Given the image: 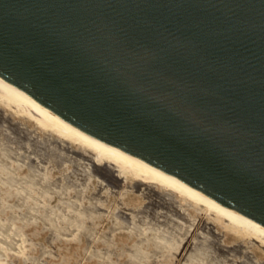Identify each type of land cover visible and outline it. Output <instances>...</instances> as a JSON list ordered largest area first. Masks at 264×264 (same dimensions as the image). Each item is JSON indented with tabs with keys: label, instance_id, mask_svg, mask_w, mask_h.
<instances>
[{
	"label": "water",
	"instance_id": "obj_1",
	"mask_svg": "<svg viewBox=\"0 0 264 264\" xmlns=\"http://www.w3.org/2000/svg\"><path fill=\"white\" fill-rule=\"evenodd\" d=\"M0 82L264 228V0H0Z\"/></svg>",
	"mask_w": 264,
	"mask_h": 264
},
{
	"label": "bare ground",
	"instance_id": "obj_2",
	"mask_svg": "<svg viewBox=\"0 0 264 264\" xmlns=\"http://www.w3.org/2000/svg\"><path fill=\"white\" fill-rule=\"evenodd\" d=\"M88 186L92 190L85 194ZM101 191L117 198L103 206ZM127 194L143 199L144 208L123 212L118 199ZM102 215L110 223L98 233L94 219ZM199 218L201 226L191 234ZM29 225L32 236L45 227L55 238L77 240L83 233V249L105 261L113 244L110 235L124 229L133 238L127 249L133 264L161 252L174 254L190 234L183 264H264L255 253L264 254L263 227L219 208L186 182L94 144L0 82V264H9L8 253H23ZM97 238L104 248L92 247L90 241ZM26 255L24 259L37 262Z\"/></svg>",
	"mask_w": 264,
	"mask_h": 264
},
{
	"label": "rangeland",
	"instance_id": "obj_3",
	"mask_svg": "<svg viewBox=\"0 0 264 264\" xmlns=\"http://www.w3.org/2000/svg\"><path fill=\"white\" fill-rule=\"evenodd\" d=\"M54 174H56L55 171L53 172V175ZM91 190H92V187L88 186V188L85 191V194H89ZM100 195L103 200L102 201L103 206H108L109 204L114 202L115 198H117V196H115L114 193H109V191L107 193L101 191ZM118 200L121 201L118 205L119 208L126 214L128 213V215H130L132 210L136 209L140 205H141V208H144V204H145V201L143 199H141L140 197H137L134 194H127ZM85 201L86 200L84 199V202ZM158 211L160 213L162 212V209H159ZM157 219L161 220L164 218L163 216H158ZM201 219L202 218H199L198 222L195 224L197 226L194 227L191 234H193L194 231H196V229L199 226H201V223H200ZM86 221H87V224L88 223L90 224V220H86ZM94 221H95L94 228L96 232L99 230L98 233H102L103 231H105L110 223L107 220L105 215L97 217L96 219H94ZM35 227L40 229L38 224ZM32 229H33V225H29L24 228V230L27 232V237H29L30 240L25 241L24 243L25 248L22 254L8 253L7 262L9 264H41V262H44L46 264H56V263L57 264H97V263L98 264H104V263L105 264H125V263L133 264L129 261L127 257V249H130L133 238L128 236L127 231L124 229L116 230L113 232V234L110 235L111 236L110 240L112 241L111 243H113L111 244L113 249L111 248V252L109 254L111 257L109 256V259L107 261L97 256L95 257V255L93 254L89 255V252L83 249V247L87 245V239L83 233L79 234L80 236L77 240L73 237H70L71 239L68 238L69 239L68 240L64 237L55 238L50 233L49 229L48 228L46 229V227L42 231L40 230L38 234L32 236L30 235ZM191 234L188 236V238H186V240L182 243V245L178 248V250L174 254H171V255L164 254L163 255V253L161 252L158 255H152V257L151 255H149L148 257H146V259H143V262L141 264H183L185 257H186L187 248H189L191 244L190 242L191 237H192ZM30 241L35 244L33 243L31 244ZM90 244H92V247H98V248H104L106 246V244L103 243V241L99 238L94 239L93 241H90ZM120 247H121V251L119 249ZM145 248L150 249L151 246H146ZM123 250L124 252L122 253ZM112 252L113 254L111 255ZM117 253H119V255ZM255 253L257 254L259 258L261 259L264 258V254L261 253L258 249L255 250ZM25 255L26 256L30 255V256L35 257L36 259L37 258L38 259L40 258V259L39 261L37 259L36 263H32L30 258L24 259ZM115 258L117 261H115Z\"/></svg>",
	"mask_w": 264,
	"mask_h": 264
}]
</instances>
